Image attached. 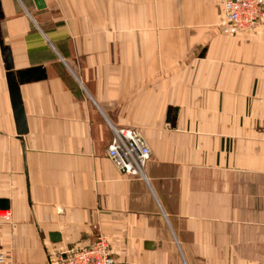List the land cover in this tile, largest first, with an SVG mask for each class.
<instances>
[{
	"label": "crops",
	"instance_id": "obj_1",
	"mask_svg": "<svg viewBox=\"0 0 264 264\" xmlns=\"http://www.w3.org/2000/svg\"><path fill=\"white\" fill-rule=\"evenodd\" d=\"M0 14L11 264L99 236L115 264H264V23L232 37L221 0H0ZM113 128L146 139L145 178L109 159Z\"/></svg>",
	"mask_w": 264,
	"mask_h": 264
},
{
	"label": "built area",
	"instance_id": "obj_2",
	"mask_svg": "<svg viewBox=\"0 0 264 264\" xmlns=\"http://www.w3.org/2000/svg\"><path fill=\"white\" fill-rule=\"evenodd\" d=\"M224 25L232 37L257 30L264 23V0H221ZM108 157L122 173L145 178L151 149L138 131L113 128ZM0 264H11V254L0 250ZM48 264H115L108 240L99 236L91 245L49 250Z\"/></svg>",
	"mask_w": 264,
	"mask_h": 264
},
{
	"label": "water",
	"instance_id": "obj_3",
	"mask_svg": "<svg viewBox=\"0 0 264 264\" xmlns=\"http://www.w3.org/2000/svg\"><path fill=\"white\" fill-rule=\"evenodd\" d=\"M0 17L2 15L0 14ZM4 55L6 57L5 63L7 66V69L11 72L13 70V62H12V57L11 53L8 49H3ZM20 82L25 83L31 80L32 78H37L40 79L43 75L39 71H28L24 73H20ZM12 78L14 79V75H12ZM11 93H12V103H13V109L16 117V122L18 126V133L20 136H24L28 132V127H27V122H26V116L24 113L23 105H22V100L19 92V84L17 81L15 82V79L12 80L11 82ZM1 208L3 209H8V203L7 202H2L1 203ZM51 241L53 243H60L62 241L61 235L59 233H52L50 235Z\"/></svg>",
	"mask_w": 264,
	"mask_h": 264
}]
</instances>
